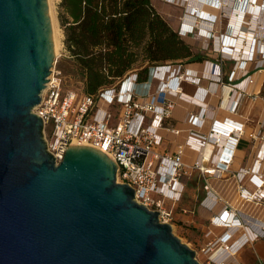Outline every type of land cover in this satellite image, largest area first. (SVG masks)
<instances>
[{
    "label": "water",
    "instance_id": "obj_1",
    "mask_svg": "<svg viewBox=\"0 0 264 264\" xmlns=\"http://www.w3.org/2000/svg\"><path fill=\"white\" fill-rule=\"evenodd\" d=\"M54 58L48 0H0V264H199L104 153L47 152L33 108Z\"/></svg>",
    "mask_w": 264,
    "mask_h": 264
},
{
    "label": "built area",
    "instance_id": "obj_2",
    "mask_svg": "<svg viewBox=\"0 0 264 264\" xmlns=\"http://www.w3.org/2000/svg\"><path fill=\"white\" fill-rule=\"evenodd\" d=\"M162 1H170L173 4L182 2L187 17L198 18V22H201L199 24L202 25L201 28L195 26L194 22L181 23L177 30L178 36L182 38L194 34V36L207 39L220 37V58L223 54L235 56L234 52H237V48L233 50L232 47H236V41L228 40L226 33L230 20L229 22L227 20L222 33L224 20L219 13L223 7L231 10V3V7H228V2L215 0L214 2H221L222 5L213 6L212 2H206L201 7L188 10L185 0ZM251 1L259 6L263 0ZM258 8L264 13V8H260V6ZM244 16L245 14L241 19H244ZM247 19L252 23L253 18L250 14ZM263 21L264 19L258 20L255 29L252 28L255 31L253 34L249 32L252 40L250 42L247 40L248 46L246 50L244 48L243 55L246 57V62L244 63L245 72L242 75L247 84L253 83L251 76L247 75L252 67L254 68L252 65L260 59L264 60V35H261V33L264 34V27L261 28ZM239 24L241 25L238 26V29L243 25L241 21ZM184 27L195 28V30L191 28V30H187ZM249 27L251 29V24ZM241 33L237 34L239 39L243 37ZM248 49L249 53L246 54ZM178 68L176 74L166 79L156 80L155 86L144 93L138 91L137 70L131 69L117 83L101 87L94 94H87L83 91V81L71 83V88L65 91V77L56 68L54 62L50 75L47 77L48 81L40 94V102L33 108V113L42 120L46 150L52 155L56 164L62 160L69 145L89 146L99 150L116 164V182L126 184L133 189L134 200L147 209L158 212L159 222L167 223L171 227L175 222H179L178 219L181 217L191 218L187 209L178 208L184 189L183 178L189 177L194 170H197L202 176L206 175L207 178L221 180L226 172L230 171V163L234 155L233 148L237 144L243 128L242 124L232 120H226L229 122L227 124L229 130L224 128L225 122L218 120L212 121L208 129L205 128L204 103L201 99L204 100L206 91L197 88L195 83L187 81L194 79L190 74L192 70L188 69V71H184V74H180L182 65L179 64ZM214 71H216L215 74H213ZM219 72V68L214 65L212 76L219 75ZM216 77L218 80L214 81L216 86L214 91L219 89L221 81L218 76ZM192 87H195V92L201 91V98L188 96V93L193 92ZM186 88L187 93L185 92ZM183 89L184 91H182ZM235 92L237 95L241 93ZM179 102L194 107L185 111L184 119L187 124L185 129L165 125V121L172 119V113ZM235 108L233 102L229 110H235ZM202 130L204 131L202 132ZM162 132L175 136H180L184 132V140L182 143L170 141L171 150H169L165 147L166 141ZM198 140L204 143L202 148ZM226 140L227 147L223 146ZM208 142H212L214 146L212 153L216 148L220 150L216 155L212 156L211 153L206 159L202 154L205 150L204 146ZM230 144L233 145V148ZM186 151H193L194 157L192 156L188 160ZM207 162L212 163L205 165ZM259 163L260 161L256 160L251 169L242 168L234 176L232 175V178L240 183L243 177L249 174V179L237 193L239 198L248 200L246 202L254 203L256 196L264 199V169L261 174L253 171L255 165ZM203 190L205 198L201 202V206L204 209L212 210L215 205L223 202L222 209L218 213H214V217L210 214V225L214 228L226 229L220 236L209 240L205 246H200L199 251L205 256V263L241 264L235 257L237 250L247 242L258 239H262L264 242V223L258 220L254 221L257 224H263V229L258 231H255L257 228L255 224L242 226L244 231L239 236L251 235L250 233L253 232L254 238L246 240L232 254L230 250L239 236L235 231L228 235V231L231 230L230 226H216L214 218L227 215L231 220L237 221L238 210L232 209L229 202L217 196L210 183L204 182ZM206 198H209V202L204 205ZM166 202L170 204L169 207L166 206ZM255 202L258 204L257 201ZM176 207L179 210H175ZM211 233L212 231L209 230L207 235ZM233 237L236 238L233 239ZM224 238L226 239L222 241ZM218 249L220 251L217 253ZM215 252L217 254L212 256ZM196 255L197 252H195V259Z\"/></svg>",
    "mask_w": 264,
    "mask_h": 264
},
{
    "label": "rangeland",
    "instance_id": "obj_3",
    "mask_svg": "<svg viewBox=\"0 0 264 264\" xmlns=\"http://www.w3.org/2000/svg\"><path fill=\"white\" fill-rule=\"evenodd\" d=\"M152 2L155 5L157 11L160 13V15L165 19V21L169 24V26L174 30L178 29L181 23H184L186 21L196 23L198 28L202 27V25H199L201 24V22H198L199 20L198 18L190 19L187 17V15L185 14L186 12L184 10V5L181 4L182 2H178L177 4H173V2L171 3L170 1L164 2L162 0H152ZM59 3H60V0H50V4L52 5V9L54 11V15L56 18V26L60 33V42H61L60 50L58 52L57 57L54 58V62H55L56 68L60 70L62 75L65 77L66 83L64 86V90L66 91L71 88L70 86L71 83L75 84V80L69 72L72 70V68L68 60V53L64 49V45H63V34H62V30L60 28L59 20H58ZM250 3H251V6L254 5L256 6L257 9H259L258 8L259 6L260 8H264V0L259 6L255 4L254 1H250ZM228 5H229L228 7H231L230 3ZM229 10L230 8L224 9L223 7L222 10L219 12L221 17L223 16V20H224L222 24V28H223L222 33L224 31V26L226 25L227 20L229 22V20L232 19L230 17ZM248 17H249V13H246V15L244 16V19H241V22L243 25L241 28L238 29V31H241L247 34L251 32L253 34L255 31L252 29V26L250 29L249 25L252 23L250 21L248 22V19H247ZM244 23H246L245 26H244ZM248 23L249 25H247ZM261 35L263 36L264 34L261 33ZM229 38H233L236 41V47H232L233 50H236L237 46L239 49L237 48V52H234L235 56L232 55L233 57L223 54L221 55L222 58H220V54H219L220 49H218L220 44L216 45L215 39H212V38L207 39L205 37H200L197 35L194 36V34L190 35L189 38L182 37V39L189 42L194 53L199 54L200 56L201 55L204 56L205 59H203L201 62H191V63L180 64L182 65V68L179 73L184 74V71L186 70L188 71L189 65H196L198 67V69H191L192 71L190 72V74H191V77H193L194 79L192 80L188 79L187 81L195 83L197 88L206 90L207 98H205L206 96L204 97L206 101L202 99L201 101H203V103L206 102V104L203 105L204 107L203 109L205 112V116H204L205 128L207 129L211 126L212 121L214 120H218L221 122L222 121L226 122V120L233 121V119H235L234 117H232L233 113L237 114L236 116L238 119L239 118L241 119L239 114L243 110L239 109L238 101L240 102L241 101L240 99L245 98V97L251 98L250 102L252 103L254 102V103L253 104L251 103L252 107H251V113L249 117L247 119L243 117L245 119V122L243 120L242 121L243 123H245V126L242 128V134L240 138L238 139V142H243L246 148L245 156L247 155L249 156L251 152V157H253L256 160H259L261 164H263L262 167H261V164H256L253 170L254 173L261 174L263 170V166H264V153L261 155L262 153L261 150L264 147V85L261 86V89L257 93L251 94L245 91L243 92L245 88L242 87L243 85L242 83L246 81L245 77L242 75L245 72L244 63L246 62V57H244L243 53L245 52L244 48L248 46V42H247V39L245 38L239 39L237 34L234 37L233 35H228V40ZM220 41H221V38H220ZM261 61H264V60L260 59L258 62L256 61L255 64L252 65L254 66L253 70L256 69V67L258 66V64H260ZM178 65L179 64H171L170 66H178ZM214 65L217 66L220 70L219 75H216V76H218L220 80L226 76L227 82H228L227 84H224L223 79H222V82L220 81V86L217 91H214L213 89L216 87L213 81H217L218 79L216 76L213 77L212 75H210L211 73H213ZM210 78L213 79V81H211ZM235 82H239V83L235 84ZM194 88L195 87H192L193 92L188 93V96L193 97V98H198V99L201 98L202 97L201 91L198 90L199 93L195 92ZM224 88L229 89V91H228L227 104L225 107L222 108L221 104L224 98ZM186 90L187 88L185 89V92L187 93ZM138 91L139 93H144L147 90H144V87L140 86L138 87ZM182 91H184V89ZM235 91H241V93L237 96L234 102L236 106L235 110L230 111L229 104L231 105L233 103L230 100H231V96L233 95V93H236ZM214 96L217 97L216 99L218 100V102L216 105L213 106L211 104L213 103L212 99L214 100ZM190 102H193V101L190 100ZM185 106H186L185 103L179 102L176 108H177V112H180L181 118L186 122V120L184 119L185 111L183 110L185 109ZM191 108L192 107L190 105V108L188 110H191ZM217 113H218V116L221 118L215 119V115L213 114H217ZM203 131L204 130H202V132ZM198 142L202 145L201 146L202 148L204 143L201 142L200 140H198ZM238 142H237V146H238ZM223 146L227 147L225 143L223 144ZM219 150H220L219 148H216L215 152L212 153V156L216 155V153H218ZM190 153L192 155V152H189V154ZM192 156L194 157V154ZM183 182H184V189L182 191L180 203L178 204L179 207L181 208L183 207L187 209L188 211L192 212L193 217L199 218L197 222L205 223V225L209 228L205 229V232H204V230L200 229L199 227H194V229H189L187 225H184V228H185L184 229V228L177 226V223L178 224L181 223V221H179L173 224L172 233L175 237H177L180 240L182 244L187 245L188 248L197 252L196 260L198 261L199 264H206L205 256L202 253H200L199 249H200V246H203V245L205 246L209 240L220 236L226 230L225 228H214L213 226L210 225V221H209V218L211 217V215L214 217V213H218L219 210L222 209L223 202L219 201L220 205L218 204H217L218 206L215 205V207L212 210L201 208V202L203 201L205 194L202 188L203 180H202V177H200V173L197 170H194L189 177L183 178ZM221 183L222 185L217 184V186H219L221 199L226 202H229L232 209L234 207H237L239 209L238 210L239 214L236 216V219H237V225L238 226L240 225L241 227L231 228L230 230L231 234L232 232L235 231L236 234L239 236L244 231L242 226L243 227H245V225L251 226V224L256 225L257 223H254V221L257 219L258 221H261L264 223V218H263L264 212L262 211V208H264V199H260L259 196H256V198L254 199V203L246 202L248 200H243V198H239L237 193L233 194L235 190H234V187H229V186H232L230 181L221 182ZM233 200L235 201L234 202L235 206L232 205L231 203ZM255 201H257L258 204H255L256 203ZM253 204L257 205L258 207L252 208L251 206ZM252 209L256 211V212H253L255 213V216H253L252 214ZM253 217H254V220H253ZM209 230L212 231V233L210 235H206L208 234ZM235 238L236 237H233V239ZM258 240L259 241L256 242L254 248L256 249V253L258 254V257L261 260V264H264V260H263L264 259V243L261 242L263 241L262 239H258ZM240 252H237L235 254L236 260L238 262H240L241 264H257V260H256V257H255V254L252 248L248 249L245 253L243 252L241 254Z\"/></svg>",
    "mask_w": 264,
    "mask_h": 264
},
{
    "label": "trees",
    "instance_id": "obj_4",
    "mask_svg": "<svg viewBox=\"0 0 264 264\" xmlns=\"http://www.w3.org/2000/svg\"><path fill=\"white\" fill-rule=\"evenodd\" d=\"M58 20L69 72L87 94L117 83L131 69H137L138 84L149 83L153 67L205 59L152 0H60Z\"/></svg>",
    "mask_w": 264,
    "mask_h": 264
},
{
    "label": "crops",
    "instance_id": "obj_5",
    "mask_svg": "<svg viewBox=\"0 0 264 264\" xmlns=\"http://www.w3.org/2000/svg\"><path fill=\"white\" fill-rule=\"evenodd\" d=\"M152 4H153V2H152ZM153 6L155 7L154 4H153ZM155 9H156V7H155ZM176 30H178V29H176ZM185 42L189 44V42H187V41H185ZM188 68H189V70H191V69H198V67L196 65H189ZM178 70H179L178 66H170V64H165V65H160V66L153 67L151 69V74H150L151 75L150 76L151 81L149 83H139L138 84V87L143 86L144 87V90H147L148 91L149 89H152L155 86L156 80H158V79H166L169 76H171L173 74H176L178 72ZM210 75H212V73ZM247 75H250L251 76V78L253 79V83L252 84H247V81H244V83H242L243 84L242 87L245 88V90H243V92L245 91V92H248V93H251V94L252 93L254 94V93L259 92V90L261 89V86L264 85V61L260 62V64H258V66L256 67V69L253 70V67H252V70L250 72H248ZM222 79H223L224 84H227L226 83V81H227L226 76L223 77ZM222 79H221V82H222ZM210 80L213 81V79H211V78H210ZM238 83L239 82H235V84H238ZM188 89H191V87H188ZM213 89L215 90V88H213ZM204 91H206V90H204ZM239 92H241V91H239ZM237 96H238L237 93H233V95L231 96V100L230 101L231 102H235ZM205 98H207V96ZM216 98L217 97L214 96V100L212 99V102L213 103L212 104L210 103L211 105L214 106V105L217 104L218 100ZM240 100H241L240 102L238 101L239 109H242L243 110L239 114V116L241 117V119L240 118L238 119L237 116H236L237 114H235V113H233L232 117H234L235 119H237V120L233 119V121L242 124L243 127H244L245 126V123H243V121L245 122V119L244 118L247 119L249 117V115L251 113V107H252V104L254 102L253 103L250 102V100L248 99V97L242 98ZM204 104H206V102ZM229 106H230V104H229ZM191 107H192L191 109L194 108L193 106H191ZM189 108H190V105H187L186 104L185 109H183V108L182 109L184 111H186V109H189ZM213 115H215V119L216 118H221V117L218 116V113L217 114H213ZM184 118H185V113H184ZM165 125L166 126H174L175 128H178V129H180V128H184V129L187 128V124L181 118L180 112H177V108L172 113V119H169V120L165 121ZM162 134L165 136V141H166L164 143L165 144V147L168 148L169 150H171V148H170L171 147L170 141H172L173 143H182L183 142V138H182L181 135L180 136H175V135H172V134L167 133V132H162ZM238 146L236 144L235 148H233V145H232V148L234 149V155H233L232 161L230 163V168H229L230 171L229 172H226V174L224 175V178H222V180H214L211 177L207 178L206 175H204V176L200 175V177H202V180H203L202 185H204V182L210 183L212 185L213 190L215 191V193H216L217 196H221L220 195V191H219V186H217V184H221L222 185L221 182L230 181V183L232 184V186H229V187H234V190L235 191H234V193L232 191V193L235 194V193H238L240 187L243 186L247 182V180L249 179V174L248 175H245L240 183L236 182V180L234 178H232V175L234 176V174L239 169H242V168L251 169L253 167L254 163L256 162V159H254L253 157H251V152H250V155L249 156L248 155L245 156V154H246V148H245L243 142H238ZM189 152H192V155L194 154L193 151H186V155H187V159L188 160H190L192 158V155H191V153L189 154ZM210 163H212V162H210ZM210 163L207 162L205 165H208ZM259 164H261V162ZM262 165L263 164H261V167H262ZM263 169H264V166H263ZM204 198H205V195H204ZM208 202H209V198H206L204 205L207 204ZM234 202H235L234 200L231 202L232 205H234ZM218 205H220V204H218ZM166 206L169 207L170 204L168 202H166ZM251 207L254 208V207H258V206L255 205V204H253ZM178 208L180 209L181 207H179V205H178ZM178 208L176 207L175 210H178ZM201 208H203V207L201 206ZM182 209H183V207H182ZM233 209L239 210L237 207H234ZM263 209L264 208H262V211L264 212ZM253 212H256L254 209H252V214H253V216H255V213H253ZM188 213L191 215V218L188 217V216L181 217L180 218L181 223H179V224L177 223V226H179L181 228H184V225H187L189 229H194V227H199L200 229L204 230V232H205V229L209 228V227H207L205 225V223L197 222V220L199 218L198 217L197 218L193 217L192 212L188 211ZM238 214H239V211H238ZM263 216H264V213H263ZM190 219H191L192 222L190 221ZM253 220H254V217H253ZM258 241L259 240H254L253 242H249V243L247 242L237 252H240L241 251L240 253L242 254L243 252L245 253L248 249H251L252 248V250L254 251L256 260H257V264H261V260L258 257V254L256 253V249L254 248L256 242H258ZM261 242L264 243L263 241H261Z\"/></svg>",
    "mask_w": 264,
    "mask_h": 264
},
{
    "label": "bare ground",
    "instance_id": "obj_6",
    "mask_svg": "<svg viewBox=\"0 0 264 264\" xmlns=\"http://www.w3.org/2000/svg\"><path fill=\"white\" fill-rule=\"evenodd\" d=\"M185 1L187 2L188 10H192V8H194V7H201V5L206 4V2H212L213 6H219L221 4V2L220 3L214 2L215 0H185ZM224 1L232 4V8L230 10V17L232 19L230 20L229 27H227V29H226L227 36L233 35V37H234L236 34L239 35L241 33V31H238V26L240 27L241 24H239V22L241 21V17L244 14L246 15V13H249L253 18L252 24H251L253 29H255V25L258 24V20L262 21L264 19V13L261 10L257 9L256 6H254V5L251 6V3H250L251 0H224ZM48 6H49L51 26H52V39H53V45H54V56L57 57L58 52L60 50V46H61L60 33H59V30L57 29V26H56V18L54 15V11L52 9V5L50 4V0H48ZM205 11H207V10H205ZM236 22H238V23H236ZM195 26H197V25H195ZM262 27H264V21H263V24H261V28ZM184 28L189 30L191 27H184ZM191 29L195 30V28H191ZM241 36H243L242 37L243 39L244 38L247 39L248 42H250L252 40V36L250 33L247 34V33L243 32V33H241ZM229 40H233V38H229ZM215 42H216V45L221 44L220 37L215 39ZM219 47H221V45ZM219 47H218V49H220ZM245 50H246V48H245ZM248 53H249V49L246 51V54H248ZM215 73H216V71H214L213 74H215ZM228 91H229V89L224 88V98H223V101L221 104L222 108L225 107L227 104ZM225 123L226 124H225L224 128L226 130H229V127L227 125V124H229V122H225ZM184 135H185L184 132H182L181 136H182L183 140H184ZM226 143H227V140L225 141V144ZM204 147H205V150H204L202 156L207 159L210 156V154L212 153L214 146L212 145V142H208V143H206V145ZM261 151H262V153H261V155H262L264 153V147L262 148ZM214 222H215V225L219 226V227H225V226H230V228L240 227L237 225V221L235 219L231 220L230 218L227 217V215L223 216V217L221 215V217H218L217 219L214 218ZM226 223H228V224H226ZM256 226H257V228L255 229V231L263 229V224H261V223L256 224ZM252 233H250L251 235L245 234V236H239V239L236 240L237 242L234 243V245L232 246V249L230 250L231 253L233 254L238 249V247L241 244H243L246 240H248V241L252 240L254 238ZM228 235H231L230 231H228ZM225 239L226 238L222 239V241H224ZM219 251H220V249H218V251H216V252L218 253ZM216 252L212 256H215L217 254Z\"/></svg>",
    "mask_w": 264,
    "mask_h": 264
}]
</instances>
